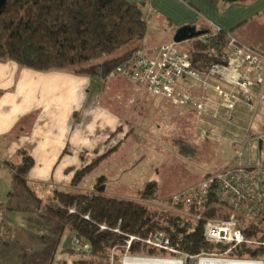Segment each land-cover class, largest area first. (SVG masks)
I'll return each mask as SVG.
<instances>
[{
  "label": "trees",
  "instance_id": "1",
  "mask_svg": "<svg viewBox=\"0 0 264 264\" xmlns=\"http://www.w3.org/2000/svg\"><path fill=\"white\" fill-rule=\"evenodd\" d=\"M198 28L205 30L208 40L203 42V34L189 40L190 47L183 49L191 53L193 67L206 76L213 65L227 62L230 34L208 25ZM149 30L150 17L144 3L128 0H6L0 12V61L13 60L39 71H72L109 79L114 68L125 64L136 50L146 47ZM21 154L23 161L12 166L10 194L17 196L16 201L24 196L27 202L9 201L4 207L32 211L53 226L57 223L61 229L54 231L59 234L57 242L68 230L87 240L91 245L88 257L74 264H109L115 251L133 256L172 254L142 240L151 232L164 233L181 255L226 250L225 246L208 242L204 236L205 223L209 219L228 217L232 213L231 208L213 193L202 203L192 206H188L185 199L176 202L171 198L169 202L174 206L185 208V213H175L157 210L148 204L147 200L159 197L156 180L148 181L136 197L84 190L83 179L97 165L98 158L78 171L67 189L56 188L49 192L51 188L47 186L30 183L27 175L34 161L26 151ZM209 174L212 173L203 178ZM47 193L51 197L43 204L42 198ZM51 200L57 207L50 206ZM72 208L75 212L70 211ZM239 218L247 237L264 239V214L257 221ZM102 224H106L107 229L101 230ZM132 236L136 238L128 247ZM262 252V247L243 244L230 255L256 257ZM120 257H116V262Z\"/></svg>",
  "mask_w": 264,
  "mask_h": 264
},
{
  "label": "crops",
  "instance_id": "2",
  "mask_svg": "<svg viewBox=\"0 0 264 264\" xmlns=\"http://www.w3.org/2000/svg\"><path fill=\"white\" fill-rule=\"evenodd\" d=\"M128 1L145 4L150 23L157 20L167 35L162 40L164 43L174 41L178 28L190 24L212 26L234 35L244 45L258 50L264 48V0ZM112 80L72 71H39L13 60L0 61V208L4 212L8 210L5 204L17 200V196L10 194L14 174L12 166L23 161L21 151H26L34 161L27 175L30 183L49 188L69 187L76 173L98 158L97 165L82 182L83 185L94 186L97 183L95 180L104 176L103 172L96 174V170L104 164V160L111 158L109 169L115 168V154L126 146L133 135L143 134L149 142L151 138L165 137V118L153 120L152 117L149 125L141 128L144 133L140 132L138 123L140 116L146 115L149 110L152 112V109L156 110L153 115L159 117L156 114L158 106L165 107L171 101L132 82L126 87L118 83L115 91L120 94L110 99L117 102V98L122 101V97L127 96L130 100L127 105L121 101L118 103L124 110L121 112L104 100L105 88L113 84ZM211 81L229 87L218 78ZM178 88L188 90L196 97L204 93L207 112L212 115L201 121L216 126L220 133L224 112L219 111L218 93L211 87L204 90L202 81L191 77L181 78ZM123 90L129 91L125 94ZM172 105L179 109H192L197 114L192 107ZM215 109L219 111L217 116L213 115ZM256 123V130L260 131L264 126V108L259 112ZM235 132L224 139L238 147L247 142L244 151H248V155L252 152L249 161H263L264 157L252 148L254 136L246 137L239 130ZM125 153L123 151L121 155ZM132 180L127 178L132 190L127 192L128 195L121 196L136 197L139 189L144 187L134 190Z\"/></svg>",
  "mask_w": 264,
  "mask_h": 264
},
{
  "label": "rangeland",
  "instance_id": "3",
  "mask_svg": "<svg viewBox=\"0 0 264 264\" xmlns=\"http://www.w3.org/2000/svg\"><path fill=\"white\" fill-rule=\"evenodd\" d=\"M166 37L167 35L164 33L162 26L158 25L157 20H152L149 34L145 39V46L163 44L164 42L162 40ZM179 47L181 49L189 48L190 42L183 41L179 43ZM260 50L264 52V48ZM213 78L217 77L215 76ZM213 78L210 77V81ZM110 79H114L112 80L113 84L106 86L104 100L113 108L123 112V108L118 105L121 100L117 98L116 102L110 98L120 94V92L117 91V93L115 91L118 83L120 86L126 87L131 82L121 78ZM214 85L223 84L216 82ZM223 87L227 88L225 85ZM211 88L214 89V87ZM128 91L123 90L125 94ZM215 92L217 91L215 90ZM122 99L121 102L125 105L130 103L129 97L125 96ZM220 103L221 96L219 95V111L221 112L222 110L224 112L220 133L216 126L203 123L205 117L212 115L209 111L203 114L196 111L197 117L192 109H179L169 102H167L165 107L158 106L156 114H159V117L153 115V111L156 112V110L152 109V112L149 110V114L147 113L139 118L141 120L138 123L140 132L144 133L143 129L141 131V128L148 126L152 117L153 120H157V118L162 120L165 118V137L160 139L151 138L149 142L143 134H138L139 136L133 135L126 143V146H123L122 150L115 154L117 155L116 161L113 162L116 163L115 168L109 169V166L112 165V158L110 160H104V164L95 172L96 174L103 172L104 176L98 177L102 179L95 180L97 181V185L82 186V189L88 191L94 190L93 192L104 191L108 194L114 193L115 195L121 196L128 195L127 192L132 190V187L127 181L128 177L133 178L134 190L145 186L150 180H156L159 184V197L147 200L148 204L157 210L185 213V208L176 207L169 200L185 192L191 186H194L207 173H213L228 166L240 163L248 164L250 162L252 152H249L248 155V151H244L245 146L248 144L247 142H242L240 144L241 147H238L239 145L228 139H224V137H228L232 133L236 134V130L243 132L246 137L254 136L255 142L253 143V147L252 145L251 147L256 153L264 157V145L256 137L258 133L264 130V126L260 131L256 130V121L259 119V112L264 107H260L256 115L248 108L239 107V110L235 113L236 121L234 124H227V113L221 107ZM217 111L215 109L213 115L217 116ZM202 119L204 120L203 122L201 121ZM239 134L237 133V135ZM123 151L126 153L121 155ZM246 156L248 157L246 158ZM56 188L62 190V188L67 189L68 187L54 186L49 192L54 191ZM44 195V198H42L43 204L51 197V195L48 196V193ZM14 202L17 204H25L27 198L21 196L18 197V201L15 200ZM42 206V210H44V205ZM50 206L57 207V203L51 200ZM1 211L0 264H74L79 259H86L88 257L89 254L80 253L73 249L71 240L74 232L71 230L66 231L61 241L59 240L57 242L59 234L54 231L57 230L59 232L61 230L57 223L53 226L49 221L44 220L32 211L17 212L8 209L4 212L3 208ZM125 254L127 253L124 252L121 254L119 251L113 252L109 264H124ZM118 255H121V257L116 262L115 259ZM141 256L148 257V255L143 254ZM149 256L156 257L158 255ZM162 257L177 258L181 257V255L174 256L172 254H166L162 255ZM188 263L191 264V261H188Z\"/></svg>",
  "mask_w": 264,
  "mask_h": 264
},
{
  "label": "built area",
  "instance_id": "4",
  "mask_svg": "<svg viewBox=\"0 0 264 264\" xmlns=\"http://www.w3.org/2000/svg\"><path fill=\"white\" fill-rule=\"evenodd\" d=\"M208 34L202 36L203 42ZM230 52L225 63L211 67L207 76L200 74L192 64V56L181 49L175 41L138 49L125 64H120L108 75V78L126 79L150 93L163 96L176 106H188L197 112L207 113V105L203 95L196 97L188 90L178 88V81L191 77L202 81L204 89L214 87L221 96V107L226 110L227 124H234L238 108H248L258 113L264 107V52L239 42L232 34L229 35ZM217 77L229 85H214L210 77ZM257 139L264 145V130ZM213 193L220 201L225 202L232 210L230 216L209 219L205 223L204 236L215 245L225 246L226 250L217 253L202 252L197 255L185 253L173 248L169 239L162 232H151L145 239L146 244L155 246L181 257H146L125 254L127 259H147L160 261H181L182 264H201L203 259L221 260L231 264H264V239L249 238L241 228L240 216L245 219L261 220L264 214V160L258 159L248 164L228 166L218 172L209 174L199 183L173 199L178 202L186 200L188 206L202 203L206 196ZM75 212V208L70 209ZM0 208V218H1ZM200 217V216H199ZM85 218H89L85 215ZM264 223V219L262 221ZM107 229L106 224L101 230ZM136 238L132 236L128 241ZM139 239V238H138ZM71 244L74 250L89 254L91 245L84 238L74 233ZM249 244L262 247L263 252L256 257L231 256L236 247Z\"/></svg>",
  "mask_w": 264,
  "mask_h": 264
},
{
  "label": "water",
  "instance_id": "5",
  "mask_svg": "<svg viewBox=\"0 0 264 264\" xmlns=\"http://www.w3.org/2000/svg\"><path fill=\"white\" fill-rule=\"evenodd\" d=\"M6 0H0V12L5 4ZM205 33L204 29L198 28L195 25H184L178 28L174 35V41L181 43L183 41L192 40L198 36H201Z\"/></svg>",
  "mask_w": 264,
  "mask_h": 264
},
{
  "label": "bare ground",
  "instance_id": "6",
  "mask_svg": "<svg viewBox=\"0 0 264 264\" xmlns=\"http://www.w3.org/2000/svg\"><path fill=\"white\" fill-rule=\"evenodd\" d=\"M125 264H182L181 261H160V260H147V259H127ZM201 264H231L226 261L203 259ZM236 264V263H235Z\"/></svg>",
  "mask_w": 264,
  "mask_h": 264
}]
</instances>
